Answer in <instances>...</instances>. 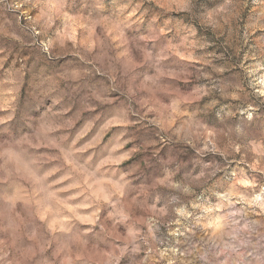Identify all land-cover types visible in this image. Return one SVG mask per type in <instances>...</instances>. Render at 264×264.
<instances>
[{
	"label": "clouds",
	"instance_id": "clouds-1",
	"mask_svg": "<svg viewBox=\"0 0 264 264\" xmlns=\"http://www.w3.org/2000/svg\"><path fill=\"white\" fill-rule=\"evenodd\" d=\"M0 264H264V0H0Z\"/></svg>",
	"mask_w": 264,
	"mask_h": 264
}]
</instances>
